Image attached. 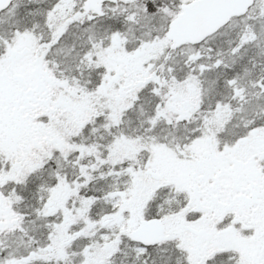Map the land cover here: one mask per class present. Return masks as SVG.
<instances>
[{
    "label": "snow or ice",
    "instance_id": "snow-or-ice-1",
    "mask_svg": "<svg viewBox=\"0 0 264 264\" xmlns=\"http://www.w3.org/2000/svg\"><path fill=\"white\" fill-rule=\"evenodd\" d=\"M0 264H264V0H0Z\"/></svg>",
    "mask_w": 264,
    "mask_h": 264
}]
</instances>
